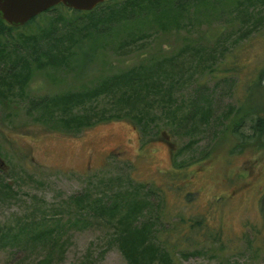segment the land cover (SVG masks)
Returning a JSON list of instances; mask_svg holds the SVG:
<instances>
[{
	"label": "rangeland",
	"instance_id": "374dc122",
	"mask_svg": "<svg viewBox=\"0 0 264 264\" xmlns=\"http://www.w3.org/2000/svg\"><path fill=\"white\" fill-rule=\"evenodd\" d=\"M226 18L133 45L117 44L81 71L36 72L24 92L15 85L14 99L0 106V158L9 167L8 175L0 169V180L14 190L10 198L0 197V223L5 228L45 216L48 223L60 219L61 227L53 252L17 242L0 248V264H38L47 256L52 264H128L114 244L111 225L90 218L86 226L71 225L68 220L83 215L66 209L64 202L87 188L107 192L110 183L112 195L129 178L150 192L151 210L165 219V228L204 213L221 230L222 246H183L176 264H264V246L257 252L253 242V227L263 224L264 150L249 147L232 154L230 137L215 143L221 135L218 118L225 120L232 108L235 113L241 107H264V28H240ZM180 52L185 56L175 66L179 83L173 97L179 110L150 109L146 134L128 119L98 123L76 135L52 131L28 113L31 98L91 88L102 76ZM114 103L105 99L100 105L112 110ZM199 108H209L216 122L194 134L188 128L192 122L182 120L193 118ZM244 132L251 133L249 128ZM194 137L198 141L190 144ZM187 193H193L192 202L185 199Z\"/></svg>",
	"mask_w": 264,
	"mask_h": 264
},
{
	"label": "trees",
	"instance_id": "16d2710c",
	"mask_svg": "<svg viewBox=\"0 0 264 264\" xmlns=\"http://www.w3.org/2000/svg\"><path fill=\"white\" fill-rule=\"evenodd\" d=\"M224 16L227 17L224 22L236 23L240 28L251 26L254 31L264 28V0H108L89 12L59 5L20 28L3 23L0 57L5 70L0 82V106L14 99L15 85L21 92L26 91L36 72L49 69L54 75L68 68L81 71L96 63L98 55L109 48L133 45L155 35L190 31L195 25ZM184 53L155 58L120 74L102 76L91 88L31 98L28 113L35 114L34 120L52 131L76 135L98 123L128 119L146 134L148 124L144 118L149 117L150 109L159 106L171 114L179 110V106H173L179 83L175 81V66ZM105 99H114L115 108L102 107L100 104ZM233 110L224 115L227 121L217 119L221 135L216 136V145L230 137L232 154L242 153L249 147L264 150V107L257 110L241 107L235 109V113ZM192 117L182 120L192 122L188 125L192 133L216 122L210 118L209 108L196 109ZM247 128L251 133L244 132ZM194 138L190 144L198 141ZM211 151L203 157H209ZM3 173L8 175V171ZM132 179L112 195L110 183L107 192L99 194L87 188L68 197L64 202L66 209H75L88 216H77L74 221L68 220L69 223L86 226V219L90 218L96 224L111 225L115 229L114 244L128 264H176L180 251L185 250L183 246H222L221 230L212 227L204 213L189 220L182 218L171 229L165 228V219L154 216L155 208L151 210L150 192L145 191L142 184L135 186ZM11 192H14L13 187L2 178L0 197L10 198ZM185 199L192 202L193 193H187ZM60 222L57 219L48 223L45 216H41L30 223L5 228L0 223V248L15 247L13 243L23 242L33 247H48V251L53 252L60 237ZM253 237V242L259 245L257 252H260L264 246V208L262 228L253 227ZM51 260L47 256L38 264H52Z\"/></svg>",
	"mask_w": 264,
	"mask_h": 264
},
{
	"label": "water",
	"instance_id": "95a60500",
	"mask_svg": "<svg viewBox=\"0 0 264 264\" xmlns=\"http://www.w3.org/2000/svg\"><path fill=\"white\" fill-rule=\"evenodd\" d=\"M108 0H0V16L8 25L20 28L48 10L63 5L78 12H89ZM0 158V169L8 171Z\"/></svg>",
	"mask_w": 264,
	"mask_h": 264
},
{
	"label": "flooded vegetation",
	"instance_id": "af4514ba",
	"mask_svg": "<svg viewBox=\"0 0 264 264\" xmlns=\"http://www.w3.org/2000/svg\"><path fill=\"white\" fill-rule=\"evenodd\" d=\"M43 14H44V13H43ZM43 14L37 16L36 18L42 16ZM36 18H34V19H36ZM32 20H33V19H32ZM3 23L8 24V23L5 22V20L0 16V30H1V28H2V24H3ZM1 48H2V35H0V49H1ZM2 72H3V62H2V59H1V57H0V82H1V80H2Z\"/></svg>",
	"mask_w": 264,
	"mask_h": 264
}]
</instances>
